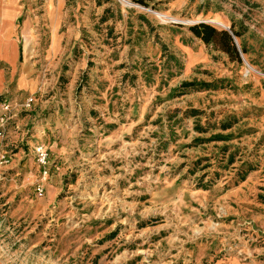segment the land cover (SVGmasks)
<instances>
[{
    "label": "rangeland",
    "instance_id": "374dc122",
    "mask_svg": "<svg viewBox=\"0 0 264 264\" xmlns=\"http://www.w3.org/2000/svg\"><path fill=\"white\" fill-rule=\"evenodd\" d=\"M64 7L62 30L80 29L68 61L125 60L123 112L114 122L91 109L87 123L68 126L62 139L77 144L61 154L49 148L58 135L46 134L37 144L49 151L43 197L37 145L26 142L32 132L16 140L11 120L8 162H0V264H196L203 253L238 247L262 255L264 0H66ZM54 11L53 4L36 10L42 28ZM216 19L239 34L241 63L190 30L200 21L225 30ZM35 30L26 53L49 46ZM80 85L95 90L86 79Z\"/></svg>",
    "mask_w": 264,
    "mask_h": 264
},
{
    "label": "crops",
    "instance_id": "0c3cea01",
    "mask_svg": "<svg viewBox=\"0 0 264 264\" xmlns=\"http://www.w3.org/2000/svg\"><path fill=\"white\" fill-rule=\"evenodd\" d=\"M48 4L55 5V11L46 14V29L42 28L45 27L42 18L37 19L36 10ZM65 5L66 0H0V113L1 102L9 101L13 121L20 129L19 132L13 131L18 135L16 140H23L28 132H32L26 142L34 146L42 142L46 144L48 134H57L54 144L48 147L51 152L59 154L76 147L74 139L71 140L73 144L68 142L65 145L62 138L68 135L70 124L87 123L91 109L98 110L99 116L111 113L114 122L123 112L121 96L117 94L120 93L119 82L124 71L121 63L125 60L102 57L92 65L84 60L68 61L71 42L79 35L80 29L74 23L72 31L62 30L69 21ZM32 27L39 40L48 38L46 50H42L40 44L28 49L27 53L23 50ZM83 79L92 82L95 90L79 88ZM30 97L34 102L27 105ZM86 143L91 144V140ZM261 222L264 224V219ZM204 254L196 264H264V253L246 257L219 253L209 257Z\"/></svg>",
    "mask_w": 264,
    "mask_h": 264
},
{
    "label": "built area",
    "instance_id": "2783aa9c",
    "mask_svg": "<svg viewBox=\"0 0 264 264\" xmlns=\"http://www.w3.org/2000/svg\"><path fill=\"white\" fill-rule=\"evenodd\" d=\"M33 102L34 98L32 97L27 99V105H30ZM1 109L2 111L0 113V162L7 163L8 158L5 139L8 131L7 127L11 120L14 118V114H12V105L9 101L1 102ZM35 160H37L38 166L40 168V175H42V183L36 186V191L38 192V195L40 197H43L46 191L44 187V181H46L49 177V151L45 144L37 145V147H35ZM243 251L244 250L242 248L238 247L236 252L230 251L227 252L226 255H238L241 257L249 256L247 252L245 253Z\"/></svg>",
    "mask_w": 264,
    "mask_h": 264
},
{
    "label": "trees",
    "instance_id": "16d2710c",
    "mask_svg": "<svg viewBox=\"0 0 264 264\" xmlns=\"http://www.w3.org/2000/svg\"><path fill=\"white\" fill-rule=\"evenodd\" d=\"M191 32H193L197 37L202 39L206 44H214L217 48L227 52L230 59L232 61H237L241 63L242 56L240 50L235 45V40L233 34L228 30H217L214 26L207 23H196L194 26L190 28ZM237 36L239 34L235 32ZM245 52V48L242 47ZM189 85V84H187Z\"/></svg>",
    "mask_w": 264,
    "mask_h": 264
},
{
    "label": "bare ground",
    "instance_id": "6f19581e",
    "mask_svg": "<svg viewBox=\"0 0 264 264\" xmlns=\"http://www.w3.org/2000/svg\"><path fill=\"white\" fill-rule=\"evenodd\" d=\"M163 16H164V17H167L168 19L172 18V17H170V16H168V15H164V14H163ZM163 16H160V17H163ZM172 19H173V18H172ZM213 22L219 24L220 26H222V27H224V28H228V25H227L226 23L222 22V21H219V20L216 19V20L213 21ZM248 69H249V68H248ZM248 69H247V70H248ZM250 69H251L252 71H254L255 73L258 72L253 66H250Z\"/></svg>",
    "mask_w": 264,
    "mask_h": 264
},
{
    "label": "water",
    "instance_id": "95a60500",
    "mask_svg": "<svg viewBox=\"0 0 264 264\" xmlns=\"http://www.w3.org/2000/svg\"><path fill=\"white\" fill-rule=\"evenodd\" d=\"M206 23V21H200V23ZM197 23H199V22H197ZM226 30H228V31H230L232 34H233V37H234V40H235V42H236V36H235V34L233 33V31H231V29L228 27V28H225ZM243 58V57H242ZM244 59V58H243Z\"/></svg>",
    "mask_w": 264,
    "mask_h": 264
}]
</instances>
